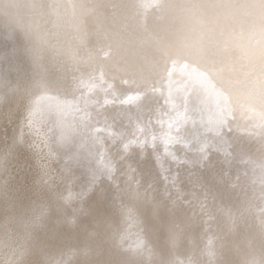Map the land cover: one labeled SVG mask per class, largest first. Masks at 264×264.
Segmentation results:
<instances>
[{
    "label": "bare ground",
    "instance_id": "bare-ground-1",
    "mask_svg": "<svg viewBox=\"0 0 264 264\" xmlns=\"http://www.w3.org/2000/svg\"><path fill=\"white\" fill-rule=\"evenodd\" d=\"M0 264H264V0H17Z\"/></svg>",
    "mask_w": 264,
    "mask_h": 264
},
{
    "label": "clouds",
    "instance_id": "clouds-1",
    "mask_svg": "<svg viewBox=\"0 0 264 264\" xmlns=\"http://www.w3.org/2000/svg\"><path fill=\"white\" fill-rule=\"evenodd\" d=\"M17 0H0V17H7L9 9L15 6Z\"/></svg>",
    "mask_w": 264,
    "mask_h": 264
}]
</instances>
